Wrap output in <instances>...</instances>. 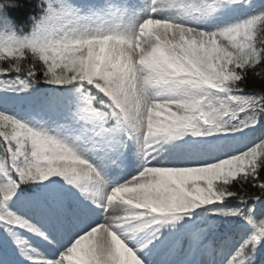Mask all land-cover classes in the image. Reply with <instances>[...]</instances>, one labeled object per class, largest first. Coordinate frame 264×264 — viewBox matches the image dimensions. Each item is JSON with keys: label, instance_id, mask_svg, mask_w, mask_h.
I'll list each match as a JSON object with an SVG mask.
<instances>
[{"label": "snow or ice", "instance_id": "6c2138e0", "mask_svg": "<svg viewBox=\"0 0 264 264\" xmlns=\"http://www.w3.org/2000/svg\"><path fill=\"white\" fill-rule=\"evenodd\" d=\"M0 264H264V0H0Z\"/></svg>", "mask_w": 264, "mask_h": 264}]
</instances>
